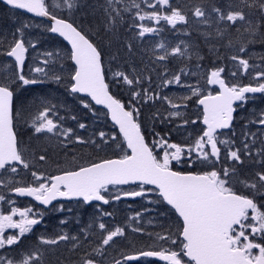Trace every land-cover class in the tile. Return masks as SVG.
Wrapping results in <instances>:
<instances>
[{"label": "rangeland", "instance_id": "374dc122", "mask_svg": "<svg viewBox=\"0 0 264 264\" xmlns=\"http://www.w3.org/2000/svg\"><path fill=\"white\" fill-rule=\"evenodd\" d=\"M57 1L61 3L64 10V14L61 17L65 19V15L69 13L68 15L75 19L74 25L88 32L89 37H92L96 42L103 55L106 79L112 84L120 101L129 110L133 108L139 109L137 120L146 134L148 144L153 148V152L158 158L162 157L165 149L158 147L154 141L158 142L161 138H164L168 143L178 144L187 149L203 134L205 130L202 125L203 112L198 107L197 101L208 94L216 92L213 91L215 88L208 84L211 71L223 68L224 71L221 75L229 86H256L258 83L264 82V78H256L257 73L264 71V35H261V33H264V17L261 16L258 10V3L250 9L241 4L240 0H222L228 3V7L221 8L222 11L227 12L230 10L229 5H232L233 8L239 5L246 12L248 19L259 17L261 28L258 36L260 37L257 41L258 45L255 46H242L231 42L219 47L220 44L211 41V36L218 30L223 33L229 29L235 31L236 25H231V22L228 21H219L217 13L212 11L213 6L208 7L205 5L201 7L206 12L205 18L208 23L203 22L205 18H197L193 14L194 9L200 6L183 9L181 12L186 15L188 22L176 25L182 26V33L179 34V39L171 47L166 45L164 48L159 47V50L171 53L173 48L179 46L184 51V54H187L190 60L194 61L196 59L194 57L195 48L198 47L196 46L197 42L200 43V49L205 54H210L207 49H211L214 53L222 54V57L217 59L212 56L206 63L196 64L192 68H178L164 60L154 59L152 62H139L134 59L130 60V57L125 56L124 51L129 48L128 45H131V42L144 40L149 43L152 37L164 30L174 29L172 25L164 20L157 24L156 21L152 20L145 19L140 21L139 18H130V16L134 15L136 9L132 6V0H123V3L117 5L121 9L127 6L131 10L122 12L123 22L118 23L114 34L111 31H105L104 25L108 18L103 8L100 7V5L105 3V0L95 3L93 9L89 7L90 3L88 0H82L83 6L71 11L63 6L64 0ZM135 2L140 4L139 11L142 14L145 12L151 13L154 10L159 11L162 15L170 14V9L167 7L157 5L156 9H153L144 3L143 0H140V2L135 0ZM248 2L253 3V0H248ZM148 3H155V0H148ZM170 3L173 6V0H170ZM55 4L56 1L54 7L52 4L51 8L53 10L50 9V11H54L58 16ZM127 15L129 19H127ZM100 16L105 17V19L100 21ZM13 21V32L0 25V69H2L0 71V83H10L11 80L9 78L15 79L11 75L13 71H18L15 61L4 54L6 51H3L2 45L5 42H10V39L13 38L12 34L16 33V30L23 25H28V27L23 29V38L26 47H28L23 74L26 78L37 79L42 82L20 86L21 82L17 80L12 85L15 90V113L17 114L15 129L19 137L20 150L25 160L29 163V168L25 169L23 165L17 164L15 167L18 171L15 173L10 171L11 166L9 169L0 170V181H3V183H0V195L5 197V200L0 202V205H2L0 211L8 213L13 207H18L21 210L32 208V210L36 211V207L30 202L20 201L12 195V190L22 186L26 181L36 182L31 175L32 172L48 177L65 170H76L101 159L110 158L111 156L121 157L128 153L124 141L116 128L110 123L107 112L94 106L88 98L70 92V87L73 83L71 75L74 74L75 69L69 58L70 49L62 44H56L54 40L49 43H42L47 41V34L44 29H50L47 24V26L43 24L44 21L42 20L19 12L18 15L13 16ZM68 21L73 22L71 18ZM129 21H132L131 25L128 24ZM189 21L202 25V31L200 33L196 31L190 33L187 28ZM239 23L241 22H237V24ZM141 24L156 28L157 31L140 37L138 33L141 30L139 27ZM16 35L18 38L19 33H16ZM111 35L113 36L112 38L110 37ZM248 42L250 44L255 43L253 35L248 34ZM30 45H35V47ZM241 47H244L245 51H240ZM227 56L229 62L227 61ZM233 56L249 61L247 73L239 65V59L233 60ZM44 61H48V63L45 64ZM5 65H10L11 67L5 68ZM36 67L44 68L47 74L35 72ZM116 72H124L130 78L137 76L140 78V83L130 87L124 84L122 80L117 82L118 78L114 76ZM175 75L180 76V83L173 82L168 84L167 81L171 80ZM56 76L61 79L57 81L55 79ZM53 80L55 81L54 89L48 85ZM30 86H37L38 89L28 88ZM133 90L140 91L141 97L134 98L132 95ZM194 90H198L199 95H193ZM27 94H32V96H27ZM84 104H89L90 107H85ZM173 104L179 105V107H173ZM45 109H50L49 118L57 124V130L54 133H35L32 122L35 116ZM238 110L243 114L245 113L243 117H237ZM238 110L234 117V123L238 125L237 131L233 132L231 126L230 129L217 132L218 138L220 140L228 139L234 141L231 145L233 150L243 148L244 143H249L251 152L264 148V125L259 124L261 114L264 113V98L261 99V94L249 95L244 102L238 105ZM175 113H180V115H175ZM81 123L85 125L84 128L79 127ZM67 129L72 131L65 136L62 133ZM245 129L246 131H240ZM26 130H30L32 135L37 138L38 147L44 145L42 141L49 144L56 142L55 144L59 147L63 148L65 145V151H71V148H74L76 150L74 157L69 158V161L57 162L54 165L51 164V166L48 165L49 160L47 157L45 161L40 162V154L35 155V152H31L28 148ZM239 131L243 133V144H238L236 140V135ZM101 132L105 133L103 139L100 137ZM253 134L255 143H252ZM112 137H115V139H112ZM77 138L85 141V143H80ZM93 141L95 143H92ZM218 146L221 148V159L215 165L216 170L221 167L231 168L235 166L240 178H242V172L246 165L255 166L259 164L255 162L259 159L257 155L252 160H247L242 155L243 164L225 159L226 149L224 145L218 144ZM52 148L54 149L55 147ZM208 148L210 149V146ZM167 150L169 152L173 151L172 149ZM196 157L197 153L195 151L190 156L185 151L179 163L172 161V169L196 173L213 170L212 164L208 162L201 164ZM191 161L195 162L190 163ZM41 165H43V170H38ZM245 174H248L250 178V174L254 175V172ZM238 184L240 183H235L234 187L240 193V190L237 189ZM143 189L147 191V197L131 204H122L121 201L116 203L113 197L115 195L122 196L124 192L110 190V193L106 194L113 201L109 211L97 207L85 210L81 202L69 203L67 208L62 211L57 209L55 213L51 214L54 219V225L48 235L44 236L47 239H58L60 235L67 234L70 237L69 240H61L55 245L42 244L40 241L41 236L33 232L21 238L19 244L0 249V255H7L18 261L25 254L38 252L41 256V264H83V261L90 256H100L105 263L111 264L117 260H123L125 255L144 250H160L161 247L179 250L176 245H172L170 242L157 241L156 234L159 233L166 236L169 234V230L172 233H176L181 222H177L174 216L164 208V203L158 199L157 192L154 189L148 187H143ZM139 190H141V187L134 191ZM105 213H111V215H105ZM137 213L140 214L138 217ZM14 219L18 220L19 216L14 217ZM62 221L67 222L62 223ZM100 223L106 225L105 230L99 228ZM116 227L124 228L125 235L115 238L116 240L107 246H102V239L106 232L114 230ZM135 228H139L141 231H133ZM98 233H100V238H98ZM150 233L152 235H149ZM5 235H15V233L6 232ZM71 237H76L77 239H71ZM180 240V238L177 240V244H179ZM94 242L96 249L103 247V256L93 254L92 250H90ZM69 251L71 253L68 254Z\"/></svg>", "mask_w": 264, "mask_h": 264}, {"label": "snow or ice", "instance_id": "6c2138e0", "mask_svg": "<svg viewBox=\"0 0 264 264\" xmlns=\"http://www.w3.org/2000/svg\"><path fill=\"white\" fill-rule=\"evenodd\" d=\"M143 2L153 9H156L157 5L167 7L170 9V14L162 15L155 10L151 13L140 14V4L132 0V6L138 10L136 16L140 21L147 19L156 21L158 24L164 20L173 28L178 23L186 24L188 22L186 15L174 8L170 0H155V3L143 0ZM240 2L250 9L258 3V10L264 17V0H253V3H249L248 0H240ZM4 3L11 6L12 9H24L36 16L49 17L54 22L49 30L58 33L71 44L69 58L76 65L74 74L71 75V80L74 81L71 84V92L86 93L96 104L104 105L110 111L111 119L119 126V132L123 134L127 148L131 150L130 154L126 153L119 159H106L89 166L79 167L78 170H65L60 175L45 177L43 174L32 172L31 175L37 182L36 186H21L13 190L20 196L34 197L43 205L52 204L58 197L82 198L85 203L101 201L103 204H108L110 201L106 194L110 193L109 185H126L137 181L141 185H155L163 201L175 209V212L182 218V223L176 233H172L171 230L166 236L157 233L156 240L170 242L172 245H176L179 250L161 247L160 250L140 251L138 255L126 256L124 258L126 261H138L140 257H157L167 264H264V148L257 150L256 153L259 159L255 162L261 165V170L255 172L250 180L240 178L235 166L221 167L219 170L215 168L216 163L221 159V148L218 144L224 145L226 149L225 159H230L238 164L244 163L241 149L233 150L231 148L234 141L220 140L217 130L231 128L233 114L236 111L233 105L237 101L244 102L248 93H264V82L258 83L256 86H229L221 78L224 69L213 70L208 83L218 84L221 91L215 96L208 94L198 101L204 106L203 124L207 126L206 130L187 149L178 144L168 143L164 138L158 142L154 141L158 147L165 149L162 157L158 158L154 154L153 148H150L146 143L145 136L141 132V125L137 120L139 109L127 110L125 104L110 93L109 84L105 82L102 52L90 39L89 33L75 26L73 22L58 18L54 11H50V5L46 3V0H4ZM121 3L123 0H105V3L100 5L108 18L104 25L105 31H111L114 34L118 23L123 22L122 12L131 10L127 6L122 9L117 7ZM63 6L71 11L83 4L82 0H64ZM61 7V4H55V8ZM229 9L224 12L219 7H212V11L217 13L219 21H228L231 22V25L245 22L249 26L245 31L253 34L259 30V27L248 19L246 12L239 5L234 8L229 5ZM193 14L197 18L206 17V12L201 7H196ZM203 22L208 23V20L205 18ZM26 27L28 25H23L16 30V33H19L18 38L16 33L12 34L13 41L4 53L6 56L14 58L18 71H13L11 75L15 79L9 78L10 83H0V170L9 169L11 166L10 171L13 173L18 171L14 166L16 163L23 165L25 169L29 168V163L18 147L17 133L14 130V120L17 114L13 111L15 90L12 85L17 80L21 82L20 86L42 82L26 78L23 74L28 52L23 38V29ZM139 27L141 29L138 33L140 37L157 31L156 28L143 24ZM218 35L223 36L224 33L218 30ZM30 46L35 47V45ZM128 47L131 49L130 44ZM159 47L164 48L165 45L161 43ZM240 51H245L244 47H241ZM168 55L183 56L184 51L176 46L171 53L161 55L158 59L165 60ZM232 59H239L242 70L245 73L248 72L249 61L247 59L237 56H233ZM44 63L47 64L48 61H44ZM7 67L11 66L5 65V68ZM35 72L47 74L42 67H36ZM114 76L118 78L117 82L122 80L130 87L140 83L139 77L130 78L124 72H116ZM256 78H264V71L257 73ZM55 79L59 81L61 78L56 76ZM180 80V76L175 75L167 83L179 84ZM192 94L199 95V92L194 90ZM132 95L134 98H138L141 97V92L133 90ZM84 106L90 107L89 104H84ZM172 106L179 107L176 104ZM49 111L50 109H45L35 116L32 122L35 133H54L57 130V124L49 118ZM175 115H180V113H175ZM259 124L264 125V113L261 114ZM79 127L84 128L85 125L81 123ZM71 131V129H67L62 134L67 136ZM104 136L105 133L101 132L100 137L103 139ZM77 139L80 143H85L80 138ZM252 143H255L254 134ZM167 149L173 151L169 152ZM185 151L189 156L195 151L196 159L201 164L205 162L212 164L213 170L202 173L174 171L172 161L179 163ZM243 154L249 157L252 155L249 143H244ZM39 160L45 161L46 156L40 155ZM235 183L243 184L245 188L251 190V194H239L235 190ZM122 195L142 197L145 196V190L141 187L139 191L124 192ZM113 199L120 200L121 195H115ZM4 200L5 197L0 195V202ZM59 210L62 211L63 207L61 206ZM17 215L19 216L18 220L14 219ZM105 215H111V213H105ZM139 215L137 213V217ZM43 218V212L33 213L32 208L21 210L18 207H13L10 214L7 215L0 211V249L19 244L21 238L31 233L34 226L41 224ZM66 222L62 221V223ZM99 228L105 230L106 225L100 223ZM7 229H18L19 231L15 235H5ZM133 231L140 232L141 229L135 228ZM124 235L125 231L122 227L108 230L102 239V246H107L114 241V238ZM180 237L182 240L177 244ZM69 239L67 234H62L58 239L41 237L40 241L42 244L55 245L61 240ZM71 239L77 238L71 237ZM95 251L98 255L103 256L104 254L103 247H98ZM0 264H41V256L38 252H33L25 254L17 261L7 255H0ZM83 264H97V261L87 258ZM115 264H121V261L117 260Z\"/></svg>", "mask_w": 264, "mask_h": 264}, {"label": "trees", "instance_id": "16d2710c", "mask_svg": "<svg viewBox=\"0 0 264 264\" xmlns=\"http://www.w3.org/2000/svg\"><path fill=\"white\" fill-rule=\"evenodd\" d=\"M59 3L61 4L59 1L57 0H46V3L50 5V9L53 10L54 7V3ZM89 1V7L91 9H93V5L95 3H97L98 1H102V0H88ZM137 2H140V0H136ZM205 5H207L208 7H212V6H216L219 8H226L228 7V3L226 1H222V0H173V7L177 8L180 11H183V9H190V8H194L196 6H200V7H204ZM57 14L59 17H61L64 14V10L61 8L57 9ZM138 10L135 9V13L133 16H130V18H139L138 16H136V12ZM21 13V12H20ZM19 11L16 10H12L9 8H6L2 3H0V25H3L5 28L9 29V31L13 32L14 26H13V16L18 15ZM23 14V13H22ZM69 13H67L65 16V19L68 20L69 18H71L73 20V23L75 21V19L68 15ZM142 14V13H140ZM64 18V17H61ZM105 19V17L100 16V21H103ZM127 19H129V16L127 15ZM250 20H252L254 25H257L259 27V30L255 32V34H253L252 32H248L245 31L246 28H248L249 26L245 23V22H241L239 24L236 25V30H227L223 36L221 35H217L218 31L215 32V34L213 36H211V41H213L214 43H218L220 44L219 47H223V45H227L229 43V41H231L232 43H236V44H240L242 46H255L258 45L257 41L258 38L260 36H258V33H260V28H261V24L259 22V17L256 18H249ZM213 22H215V20H213ZM44 25H46L45 22H43ZM129 25L132 24V21H129L128 23ZM47 26V25H46ZM223 27V26H222ZM187 28L189 30L190 33H192L193 31H196L197 33H200L202 31V25L198 24V23H192L191 21H189V23L187 24ZM237 28H239V31H237ZM132 31H134L133 28H131ZM44 31L47 34V41L46 42H42V43H49L50 41L54 40L56 44H62L66 47H68L65 42L56 37L53 36L52 34H50L49 29L45 28ZM182 33V26H176L173 30H164L163 32H161L160 34H157L156 36L151 38V42H146V41H141V42H131V49L127 48L124 51L125 56H128L136 61H148V62H152L154 61V59H158L159 56L161 55H165L166 53L164 51H160L159 50V45L161 43H163L165 46L168 45L169 47H171V45L173 43H176L177 40L179 39V34ZM196 33V34H197ZM247 36H244V35ZM248 34L253 35V37L255 38V43L254 44H250L248 42ZM111 38L113 37L112 35L110 36ZM90 39L93 40L92 37H90ZM13 41V38L10 39V42H5L2 45V49L3 51H7L8 50V46L9 44H11ZM93 42L96 44V42L93 40ZM97 45V44H96ZM196 53L194 54V57L196 58L194 61H191L189 56L187 54H184L182 57H180L179 55H168L167 59H165L164 61L174 65L178 68H186V67H193L196 64L199 63H206L208 60H210L212 58V56L214 58H221L222 54L220 53H214L213 50L211 49H207L208 52L210 54H205L204 52L201 51L200 49V43L196 42ZM69 48V47H68ZM99 49V48H98ZM102 59H103V55H102ZM227 61L229 62V58L227 56ZM72 62V61H71ZM104 70L106 73V68L104 66ZM54 81V80H53ZM49 82L48 85L54 89L55 87V81L54 82ZM107 83L109 84L110 90L112 92V94L119 99L118 94L114 91V88L112 86V84L108 81V79H106ZM28 88H35L38 89L37 86H30ZM198 102V101H197ZM241 110V107H240ZM240 110H238L237 113V117H243V113L240 112ZM238 129V125H236V123L233 122V126H232V131L235 132ZM240 131H246L245 130H240ZM240 131L237 133L236 135V140L238 142V144H243L242 142V136L243 133H240ZM145 134V132H144ZM146 136V134H145ZM147 139V137H146ZM148 140V139H147ZM49 147H44V150H47ZM32 150V148H30ZM242 155L245 157V159L247 160H252V158L256 155L257 150L252 152V155L249 157L247 155L243 154V148H240ZM50 151L51 152H55L56 150H54L52 147H50ZM66 156H62L61 158L65 159ZM111 157H117V156H111ZM110 157V158H111ZM60 158V159H61ZM65 161H69V159L65 160ZM261 169V165H246L245 169L242 172V178L243 179H252V177L254 176L253 174H250L251 177L249 178L248 174L245 173H255L257 171H260ZM237 189L240 190L239 194H244V195H250L251 194V190L247 189L244 187L243 184H238ZM93 247V246H92ZM91 247V248H92ZM75 252V251H74ZM124 264H164V263H160V262H156L154 260H150V259H143L140 260L138 262L135 263H124Z\"/></svg>", "mask_w": 264, "mask_h": 264}, {"label": "flooded vegetation", "instance_id": "af4514ba", "mask_svg": "<svg viewBox=\"0 0 264 264\" xmlns=\"http://www.w3.org/2000/svg\"><path fill=\"white\" fill-rule=\"evenodd\" d=\"M1 26H3V25H1ZM263 63H264V60H263ZM213 91H216L214 94H216L218 92L217 89H215V90L213 89ZM27 96H32V94H27ZM262 98H264V93H261V99ZM240 104H241V102H240ZM237 108H238V106H237ZM14 113H15V110H14ZM15 123H16V118L14 120V124ZM26 139H27V144H28L29 150L31 152H35V155L36 154H40V155L46 156L47 159L49 160L48 165H50V166H51V164L54 165L57 162H66L65 160H67V159H69L71 157H74V152L76 151L74 148H71V151H65L64 149H65L66 146L64 145L63 148L59 147L57 144H55L56 142L52 143V144H49L48 142L42 141L44 143V145L38 147L39 143L36 140L37 138L32 135L30 130H26ZM44 147H49V148L47 150H44ZM50 147H55L54 150H56V151L54 153L51 152L50 151ZM30 148H32V150ZM63 155L66 156L65 159L61 158ZM101 160H103V159H101ZM40 162H43V161H40ZM17 164H19V163H16L15 165H17ZM42 167H43V165H41L38 170H43ZM54 175H56V174H54ZM54 175H52V176H54ZM36 184H37V182L32 183V182L26 181L25 183H23L22 186H24V187L36 186ZM19 187H21V186H19ZM139 187H146V186H144V185L110 186L109 190H117L118 192H130V191H134V190L138 189ZM12 195H13V190H12ZM14 197L17 198L20 201L30 202L33 206H35L36 207V211L33 210V213H38V212H43L44 213V218H43V221L41 222V224L34 226L32 232H31V233L34 232V233L38 234L41 237L47 236L48 232H50L52 230V227L54 225V219H53V216L51 214L55 213V211L57 209H60L61 206L63 207V209H65V208H67L69 203L81 202L83 204V208L85 210H89V209H93L94 207H97V208H100L102 210L109 211V209H110V207L112 205V202H113L109 196H106L109 199V201H110V203L107 206H103V205H99V204L86 205L83 201H57L56 203L52 204L51 206L45 207L44 205L39 204L37 201H35L34 199H31V198H19V197H16V196H14ZM146 197H147V191L145 190V196L136 197V198H132V199H124L123 195H122L121 199L120 200H116L115 202L118 203V202L121 201L122 204H131L133 202H136L139 199L146 198ZM157 197H158V199L161 202L164 203V208L166 210H168L174 216L176 221L182 223V221L177 216L175 211L171 207H169L163 201V199L158 196V194H157ZM0 207H2V205H0ZM3 214L7 215V214H10V213L3 211ZM18 231L19 230H14V229H7L6 230L7 233L8 232H14L15 234H18ZM29 234L30 233L26 234L25 236H27ZM98 238H100V233H98ZM95 239H97V238L95 237ZM180 239H181V237H180ZM114 240H116V239L114 238ZM92 244H93V247L90 248V250H92L93 254H97L96 251H95L96 250L95 242L92 243ZM69 253H71V252L69 251L68 254ZM89 258L97 261V263L107 264V263L104 262L103 259L100 258V256H90ZM120 261L123 262V264L125 263L122 259H120ZM160 263H162V262H160ZM113 264H115V262ZM164 264H167V263H164Z\"/></svg>", "mask_w": 264, "mask_h": 264}, {"label": "water", "instance_id": "95a60500", "mask_svg": "<svg viewBox=\"0 0 264 264\" xmlns=\"http://www.w3.org/2000/svg\"><path fill=\"white\" fill-rule=\"evenodd\" d=\"M0 3H2L4 6L8 7L9 9H12L11 6H8V5H6V4L4 3V0H0ZM12 10H16V11H19V12H21V13H24V14L30 16V17H33V18H36V19L43 20V21L47 22L50 26L54 23L49 17H40V16H36L34 13H29V12H27V11L24 10V9H12ZM58 18H60V17H58ZM69 22H70V21H69ZM50 33H51L52 35H54V36H56V37L62 39V40L65 42V44L69 47V49L71 50V44H70L69 41H67L64 37L60 36L58 33H53V32H51V31H50ZM7 57H8V56H7ZM9 58H11V57H9ZM11 59L14 60V58H11ZM26 60H27V53H26L25 62H26ZM72 63H73V65L76 67L75 62L72 61ZM102 65H103V61H102ZM103 68H104V65H103ZM211 72H212V71H211ZM210 74H211V73H210ZM104 75H105V71H104ZM209 78H210V76H209ZM221 78L224 79L225 83L227 84L225 78H224L223 76H221ZM105 82H106V78H105ZM73 83H74V81H73ZM106 83H107V82H106ZM208 84H209L210 86L214 87V88H217L219 92L221 91V90H220V87H219L218 84H210V83H208ZM245 86H246V85H245ZM70 91H71V90H70ZM109 91H110V88H109ZM219 92L216 93V94H214L213 96L219 94ZM110 93H111V91H110ZM74 94H78V95L83 96V97H88V98L91 100V102H92L96 107L102 108L103 110L107 111V113H108V118H109L110 122L116 127V129H117L119 135H120V136L122 137V139L124 140L123 134L119 132V126H118L117 124H115V122L111 119V113H110V111H109L104 105H98V104H96L95 101L92 100L91 97L88 96L86 93H74ZM111 94H112V93H111ZM260 94H261V93H248V94H246V96H249V95H260ZM112 95H113V94H112ZM202 98H203V97H202ZM239 103H240V101H237V102L233 105V107L235 108V106L238 105ZM198 106H199L200 108H202V111H203L204 106L201 105V104H199V102H198ZM126 109H127V108H126ZM235 109H236V108H235ZM127 110H128V109H127ZM236 112H237V111H235L234 114H233L234 117H235V113H236ZM203 115H204V113H203ZM233 122H234V119H233ZM233 122H232V124H233ZM202 125L205 127V130H206L207 126L203 124V119H202ZM229 129H230V128H229ZM222 130H227V129H219V130H217V132H220V131H222ZM141 132H142V134L144 135L142 129H141ZM144 136H145V135H144ZM145 141H146V137H145ZM124 142H125V145H126V148H127V142H126L125 140H124ZM146 143H147V141H146ZM127 150L129 151V154H130L131 150L128 149V148H127ZM111 159H119V158H111ZM102 161H103V160H102ZM99 162H101V161H99ZM99 162H96V163H99ZM87 166H89V165H87ZM77 170H78V169H77ZM174 171H176V170H174ZM182 173H189V172H182ZM191 173H195V172H191ZM61 174H62V173H61ZM57 175H60V174H57ZM130 185H141V184H140L139 181H137V182L129 183V184H126V185H109V187H110V186H130ZM145 186H148V187H151V188L156 189L157 192H158V195H159V190L156 188L155 185H145ZM13 195L16 196V197H19V198H31V199H34V197L20 196V195H18L14 190H13ZM123 198H124V199H132V198H136V197L123 196ZM161 198H162V197H161ZM162 199H163V198H162ZM34 200H35V199H34ZM35 201H36V200H35ZM57 201H83V200H82V198H80V199H77V198L68 199V198H65V197H58L56 200H54V201L52 202V204L56 203ZM37 202H38L39 204H41L39 201H37ZM164 202L167 204L166 201H164ZM109 203H110V202H109ZM109 203H108V204H109ZM52 204H50V205H44V206H45V207H49V206H51ZM85 204H86V205H91V204H101V205H103V206H107V205H108V204H103V202H101V201H93V202H91V203H85ZM41 205H43V204H41ZM167 205H168V204H167ZM168 206L171 207L170 205H168ZM171 208H172V207H171ZM172 209H173V208H172ZM173 210L175 211V209H173ZM175 213H176V212H175ZM176 214H177V216L179 217L178 213H176ZM179 218H180V217H179ZM180 220L182 221V218H180ZM181 239H182V237H181ZM145 251H148V250H145ZM138 254H139V253L128 254V255H138ZM128 255H126V256H128ZM126 256H124V258H125ZM124 258H123V260L126 261ZM145 258H149V259H152V260H154V261H158V262H162V263H167V262H165V261L160 260V259L157 258V257H140L139 260H142V259H145ZM186 259H187V258H186ZM139 260H138V261H139ZM127 262H129V263H134V262H137V261H127ZM97 264H100V263H97Z\"/></svg>", "mask_w": 264, "mask_h": 264}]
</instances>
